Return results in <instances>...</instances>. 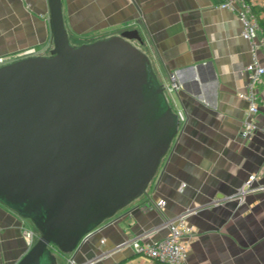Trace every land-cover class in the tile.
Listing matches in <instances>:
<instances>
[{
    "label": "crops",
    "instance_id": "obj_1",
    "mask_svg": "<svg viewBox=\"0 0 264 264\" xmlns=\"http://www.w3.org/2000/svg\"><path fill=\"white\" fill-rule=\"evenodd\" d=\"M64 26L76 39L135 30L131 42L149 58L172 109L182 115L177 132L145 192L87 236L73 259L106 252L90 264H165L135 253L131 241H156L164 218L184 216L192 228L187 264H264V189L241 192L249 174L264 186V76L258 110L250 116L244 66L251 59L237 16L223 0H60ZM264 20V0H252ZM53 47L48 0H0V57L17 59ZM264 65V48L255 50ZM23 57V56H22ZM177 84L170 89V75ZM257 130L241 137L245 119ZM162 199V212L152 201ZM30 220L0 202V264H14L29 248ZM99 226V225H98ZM57 264L71 254L56 252Z\"/></svg>",
    "mask_w": 264,
    "mask_h": 264
},
{
    "label": "water",
    "instance_id": "obj_2",
    "mask_svg": "<svg viewBox=\"0 0 264 264\" xmlns=\"http://www.w3.org/2000/svg\"><path fill=\"white\" fill-rule=\"evenodd\" d=\"M53 47L0 65V202L39 235L14 264H57L142 195L180 124L135 30L75 44L48 0ZM106 252L83 254L90 264ZM136 253V252H135Z\"/></svg>",
    "mask_w": 264,
    "mask_h": 264
},
{
    "label": "built area",
    "instance_id": "obj_3",
    "mask_svg": "<svg viewBox=\"0 0 264 264\" xmlns=\"http://www.w3.org/2000/svg\"><path fill=\"white\" fill-rule=\"evenodd\" d=\"M254 5L252 0H223L218 5L219 8L229 10L237 16L241 24V36L249 43L251 59L244 66L246 83L244 85V90L237 92V96L247 102V112L250 116L255 114L258 110V93L256 87L264 76V65L259 62L255 55L256 49L264 48V32ZM31 54H35V52L33 50L23 51L18 58ZM6 62H9L7 58L0 57V65ZM176 87L177 84L174 81V76L171 74L169 88L175 89ZM177 114L179 119H181L182 115L180 112ZM256 130L257 125L252 119L247 118L242 123L240 136L243 138L249 137ZM256 177V174H249L240 191L244 193L264 189V186L253 185ZM164 204L165 202L162 199L152 201V206L159 212H162ZM164 224L166 227L164 236L156 241L146 243L141 242L139 239H134L131 241L133 250L137 254L165 264H187V241L185 238L192 236V228L187 224L182 215L165 217ZM102 225L97 226L96 229ZM36 238L37 234L33 229L26 231L25 240L29 246ZM66 262L67 264H77L72 256L67 258Z\"/></svg>",
    "mask_w": 264,
    "mask_h": 264
},
{
    "label": "rangeland",
    "instance_id": "obj_4",
    "mask_svg": "<svg viewBox=\"0 0 264 264\" xmlns=\"http://www.w3.org/2000/svg\"><path fill=\"white\" fill-rule=\"evenodd\" d=\"M69 38H70V41L75 43V44H79V43H83V42H89V41H93L94 40V36H80V39H76V38H74L72 36H69ZM30 226H32L35 229V232H36L37 237H38L39 233H38L37 229L33 226L32 223H30Z\"/></svg>",
    "mask_w": 264,
    "mask_h": 264
},
{
    "label": "trees",
    "instance_id": "obj_5",
    "mask_svg": "<svg viewBox=\"0 0 264 264\" xmlns=\"http://www.w3.org/2000/svg\"><path fill=\"white\" fill-rule=\"evenodd\" d=\"M261 10L264 11V3H263V5L261 6ZM259 22H260V25H261L262 30H263V32H264V20L260 19Z\"/></svg>",
    "mask_w": 264,
    "mask_h": 264
}]
</instances>
